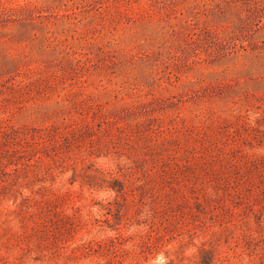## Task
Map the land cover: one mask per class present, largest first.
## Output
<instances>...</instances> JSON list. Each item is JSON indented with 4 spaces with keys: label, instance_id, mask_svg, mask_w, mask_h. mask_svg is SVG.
<instances>
[{
    "label": "rangeland",
    "instance_id": "obj_1",
    "mask_svg": "<svg viewBox=\"0 0 264 264\" xmlns=\"http://www.w3.org/2000/svg\"><path fill=\"white\" fill-rule=\"evenodd\" d=\"M0 264H264V0H0Z\"/></svg>",
    "mask_w": 264,
    "mask_h": 264
}]
</instances>
